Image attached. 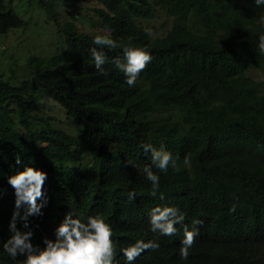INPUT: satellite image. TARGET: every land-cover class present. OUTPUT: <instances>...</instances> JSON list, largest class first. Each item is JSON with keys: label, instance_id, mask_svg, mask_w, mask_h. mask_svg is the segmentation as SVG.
Instances as JSON below:
<instances>
[{"label": "trees", "instance_id": "obj_1", "mask_svg": "<svg viewBox=\"0 0 264 264\" xmlns=\"http://www.w3.org/2000/svg\"><path fill=\"white\" fill-rule=\"evenodd\" d=\"M94 2L87 27L78 23L87 18L80 7L81 18H62L58 0H36L55 24L57 46L46 55L30 52L18 84L20 57L1 51L13 63L8 75L0 74V264L26 259L11 258L3 243L16 210L8 177L27 166L47 173L42 214L28 218L39 248L73 212L83 219L102 215L111 225L115 264H128L122 249L137 240H154L159 248L132 264H264V83L249 73L253 67L264 73L258 51L264 6L254 0ZM156 6L173 24L149 35L143 20L155 16ZM17 7V0H0L3 38L28 26ZM96 35L121 47L94 45ZM124 46L152 56L134 87L111 63L124 58ZM93 47L109 58L107 76L95 68ZM46 95L66 110L71 130L44 114ZM145 144L171 152L179 170L156 169ZM146 166L159 176L155 197ZM158 205L176 207L190 229L192 221L202 222L187 260L179 254L183 225L173 236L151 231L149 213ZM17 227L27 230L21 220Z\"/></svg>", "mask_w": 264, "mask_h": 264}, {"label": "clouds", "instance_id": "obj_2", "mask_svg": "<svg viewBox=\"0 0 264 264\" xmlns=\"http://www.w3.org/2000/svg\"><path fill=\"white\" fill-rule=\"evenodd\" d=\"M254 3L258 7L264 6V0H254ZM258 39V51L264 54V33H260ZM93 44L110 50L121 47L109 35H96ZM90 55L94 60L96 70L101 75L107 76L108 72L105 71L104 65L109 63V58L105 52L93 47L90 49ZM123 56V59L119 56L113 57L111 63L124 73L128 86L134 87L140 73L151 62L152 56L146 48L129 46L123 47ZM143 149L146 153H151L152 164L160 172H167L169 166L179 170L178 158L174 159L171 152L164 148L157 150L150 144L143 145ZM20 162V158L17 157V163ZM190 162V157L185 156L184 165L188 166ZM143 171L151 182V195L155 197L160 188L159 176L149 166H146ZM46 180L47 173L32 166H27L24 170L8 177V184L15 190L16 210L9 225L11 236L3 243V250L13 259L26 256L22 264H115L116 248L112 239L113 229L99 214L83 219L69 212L57 227L54 240L46 237L43 248L32 243L33 231L29 227L28 218L42 214L44 203L38 201L44 199L43 188ZM135 196V192L129 193L130 199H134ZM160 198L163 199L162 194ZM23 205H27V208L21 215L20 209ZM230 211H235V207ZM149 215L151 231L159 232L161 235L173 236L177 233L176 225H183V239L179 254L182 259L187 260L189 250L195 243L196 236L199 235V229L196 226L202 222L192 221L193 227L190 229L184 223L183 213H180L176 207L168 205L153 207ZM18 220L23 221V228L27 230L22 231L17 227ZM158 248L159 243L154 240L147 242L137 240L134 244L123 248L122 251L128 264H132L142 252Z\"/></svg>", "mask_w": 264, "mask_h": 264}, {"label": "rangeland", "instance_id": "obj_3", "mask_svg": "<svg viewBox=\"0 0 264 264\" xmlns=\"http://www.w3.org/2000/svg\"><path fill=\"white\" fill-rule=\"evenodd\" d=\"M32 0H17V9L24 19L28 21L26 28H18L12 31L7 37L0 35V56L1 51L5 49L8 54H17L20 57L16 76L13 83L18 84L23 78V71L25 70L26 56L30 52L37 53L39 55H46L51 53L56 48L58 36L55 28V24L52 21H47L46 13L42 9H38L35 3L29 2ZM60 6H58L59 14L62 18H81V13L76 7H80L83 10L85 19L81 18L78 23L83 26L91 27L92 24L90 16L92 14V6H94V0H58ZM156 14L154 17L143 20V24L149 29L151 34L160 35L164 34L173 24V17L167 13L166 10L156 6ZM11 52V53H9ZM33 53V54H34ZM10 57H0V74L10 73V65L13 63L9 59ZM21 70V71H20ZM249 73L255 78L261 80L264 83V73L256 68H250ZM44 114L54 115L56 122H62V124L70 129L74 127V123L69 121L66 116V110L60 105L54 98L46 95L41 103Z\"/></svg>", "mask_w": 264, "mask_h": 264}]
</instances>
